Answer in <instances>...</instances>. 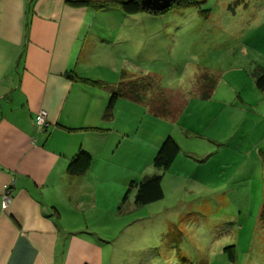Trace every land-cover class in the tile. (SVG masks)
<instances>
[{"label":"crops","instance_id":"1","mask_svg":"<svg viewBox=\"0 0 264 264\" xmlns=\"http://www.w3.org/2000/svg\"><path fill=\"white\" fill-rule=\"evenodd\" d=\"M118 11L68 0H0V264H104L101 245L66 226L85 199L98 209L96 195L108 196V181L118 177L125 189L159 172L152 160L168 134L182 150L163 179L186 166L175 121L193 87L163 84L161 70L138 63L158 49ZM119 89L124 95L104 118ZM217 91L214 84L209 98ZM40 110L42 128L35 124ZM187 130L179 134L187 137ZM79 151L91 165L70 174ZM5 185L12 197L3 207Z\"/></svg>","mask_w":264,"mask_h":264},{"label":"rangeland","instance_id":"2","mask_svg":"<svg viewBox=\"0 0 264 264\" xmlns=\"http://www.w3.org/2000/svg\"><path fill=\"white\" fill-rule=\"evenodd\" d=\"M121 16L158 49L138 63L161 70L163 84L193 87L174 123L186 166L172 167L164 198L143 206L135 191L121 203L126 184L108 181L99 208L86 198L66 226L98 242L104 264H264V91L253 76L264 68V0H195Z\"/></svg>","mask_w":264,"mask_h":264},{"label":"trees","instance_id":"3","mask_svg":"<svg viewBox=\"0 0 264 264\" xmlns=\"http://www.w3.org/2000/svg\"><path fill=\"white\" fill-rule=\"evenodd\" d=\"M72 5L85 6L89 5L94 9H108L111 6H118L126 14H135L140 11H146L149 13H163L164 11L169 10L173 6L188 7L195 3V0H172V4L169 8H166L162 11H150L141 5V0H68ZM254 82L257 88L261 91H264V68L258 67L253 72ZM95 84H99L98 81H93ZM138 83V80H137ZM208 92V91H207ZM130 93L136 96V93L133 90H130ZM212 90L202 96V98H209L211 96ZM124 92L122 89L115 91L111 94L106 109L104 111L103 117L108 118L114 107V104L118 97H122ZM139 95L137 96V98ZM181 146L178 141L171 135L168 134L163 141L161 142L159 148L156 151L155 156L152 160V165L159 170V172L153 174L144 175L141 179L131 180L128 188L126 189L122 202L124 203L128 194L132 189H135L134 203L137 206H143L150 204L156 201H159L164 198V189H163V178L164 172L167 171L175 162L178 155L181 153ZM91 157L84 151H79L69 162L67 166V171L70 174L78 175L84 173L91 165ZM262 169L264 174V159H262ZM120 207V206H119ZM264 215V208L262 209L261 216ZM225 251L228 253L230 260H234V254L232 252L231 246L226 247Z\"/></svg>","mask_w":264,"mask_h":264},{"label":"built area","instance_id":"4","mask_svg":"<svg viewBox=\"0 0 264 264\" xmlns=\"http://www.w3.org/2000/svg\"><path fill=\"white\" fill-rule=\"evenodd\" d=\"M35 124L37 125L38 128H42L47 125V117H46V112L45 110H40L36 116H35ZM12 197V189L9 186L4 187V192L2 195V206L6 207Z\"/></svg>","mask_w":264,"mask_h":264},{"label":"water","instance_id":"5","mask_svg":"<svg viewBox=\"0 0 264 264\" xmlns=\"http://www.w3.org/2000/svg\"><path fill=\"white\" fill-rule=\"evenodd\" d=\"M172 4V0H141L142 7L150 11H162Z\"/></svg>","mask_w":264,"mask_h":264}]
</instances>
